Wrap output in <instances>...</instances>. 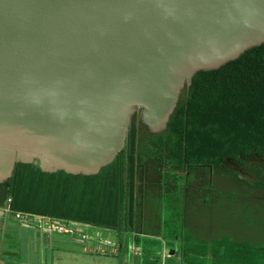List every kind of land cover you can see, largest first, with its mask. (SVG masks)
I'll list each match as a JSON object with an SVG mask.
<instances>
[{
    "label": "water",
    "instance_id": "obj_1",
    "mask_svg": "<svg viewBox=\"0 0 264 264\" xmlns=\"http://www.w3.org/2000/svg\"><path fill=\"white\" fill-rule=\"evenodd\" d=\"M263 42L264 0H0V182L98 172L133 113L161 131L195 72Z\"/></svg>",
    "mask_w": 264,
    "mask_h": 264
},
{
    "label": "trees",
    "instance_id": "obj_2",
    "mask_svg": "<svg viewBox=\"0 0 264 264\" xmlns=\"http://www.w3.org/2000/svg\"><path fill=\"white\" fill-rule=\"evenodd\" d=\"M136 117H130L123 148L94 174L14 164L0 182V205L9 199L12 210L112 230L116 249L107 254L114 257L126 251L125 240L132 235L142 264H156L152 258L156 246L162 250L160 233L151 234L141 224L164 177L179 181L168 187L180 183L184 188L192 180L207 182L203 170L218 168L264 187V42L216 69L195 72L161 131L150 132ZM166 234L160 237L174 249L172 263L264 264L262 245L221 237L208 248L190 243L183 250L174 230ZM145 237L154 241L144 252L139 240Z\"/></svg>",
    "mask_w": 264,
    "mask_h": 264
},
{
    "label": "rangeland",
    "instance_id": "obj_3",
    "mask_svg": "<svg viewBox=\"0 0 264 264\" xmlns=\"http://www.w3.org/2000/svg\"><path fill=\"white\" fill-rule=\"evenodd\" d=\"M203 174L207 182L201 183L192 180L193 178L190 176L189 181L192 180L190 186L184 188L180 183L177 184L176 188L168 187V183L171 181L174 183L179 181H173L170 176L164 177L161 181V187L154 188L155 200H151L149 204L150 208L152 207V212L143 214L142 222L144 225L141 224V228L146 229L151 234L160 233L162 237H167V230H174L175 236L184 241V244L179 245V247L183 245V250L190 243L205 244L208 248L210 243H214L215 240L221 237H231L235 240L232 236L236 238L237 242L243 241L247 244L264 246V187L259 185L250 186L218 168H212L210 171L203 170ZM197 185L198 187H196ZM7 220L13 221V218L8 215ZM84 229L101 235L102 233L107 234L106 237L114 241L116 239V234L112 230L104 232L103 228L96 226H84ZM16 230L18 233L9 238L5 237L4 240L7 239V241L1 246L2 253L7 254V257H9L6 264H20L21 262L18 255V251L21 249L19 248L20 239L16 237L20 234L25 244L26 259L31 261L32 258H35L33 250L35 245L33 246L32 243L33 236H35L33 232L39 234L41 232L40 227H23L16 228ZM56 236L60 240L67 238L68 235L57 233ZM146 238H140L139 240L144 252L149 247V243L154 241L153 239L149 241L150 238ZM161 242L162 248L165 247L167 250L171 248L168 246L169 242L164 240H161ZM69 243L70 248L68 246V249H64L63 246L58 248L62 250L61 252L51 249L45 255L43 251L41 253L42 263L117 264L114 257L108 258L102 255L98 258H91L80 253V251H76L75 247L78 250L81 249V243L78 241L75 243L69 241ZM125 244L127 248L124 252L125 256L119 264H129V258L131 259L129 257L130 237L127 236ZM92 245L94 246L93 243ZM158 247L156 246L154 249L157 256L152 258L155 263L173 264L171 258H161ZM167 250L165 253H167ZM170 250L174 251L172 248ZM44 255L46 261L43 262ZM174 264H179V262Z\"/></svg>",
    "mask_w": 264,
    "mask_h": 264
},
{
    "label": "crops",
    "instance_id": "obj_4",
    "mask_svg": "<svg viewBox=\"0 0 264 264\" xmlns=\"http://www.w3.org/2000/svg\"><path fill=\"white\" fill-rule=\"evenodd\" d=\"M16 223L17 222L14 219L12 221V220H7V217L4 219L2 217H0V264H6V262H8V260H9V257H7V254L2 253L3 251L1 249L2 244L7 241V239L4 240L5 237L9 238L10 236H14V234L16 235L18 233L16 228H23L24 227V226H20ZM105 231H107V230H105ZM33 234L35 235V236H33V239H32L33 246L35 245L33 248L34 253H35V258L34 259L32 258L31 261L26 259L25 244L23 243L22 235L20 234V235L16 236L20 239L19 248H21V249H19V251H18V255L20 256V261H21L20 264H46L44 262V261H46V259H45L46 252L48 250H51V249H55V251L61 252L62 250L58 249V248H61V246H63L64 249H68V246L70 248L69 241H71L72 243H75L76 241L81 243L80 244L81 249L78 250V248L75 247L76 251H80V253H83L86 256H89L91 258H96V257L98 258V257H101L102 255H104L105 257H108V258H113L114 256L108 255L107 253L114 252L116 249V248H111V249L107 250V253H96L99 249L100 250H104V249L96 247L97 246L96 244H94V246H93L92 242H90V243L84 242L83 243V242H80L77 238L72 237V236H67V235H65V236H67V238L59 240L58 239L59 237L56 236L57 233H55V234L54 233H46L43 230H41V232H39V234L34 233V232H33ZM131 237H132V235H131ZM131 237H130V239H131ZM232 237L235 239V241H237L234 236H232ZM157 238L160 239V241L163 240V239H161V237L159 235L157 236ZM175 238L177 240H181L180 238H177V237H175ZM229 238L231 239V237H229ZM256 245H258V244H256ZM166 250L167 249H165V247H163L162 250H160L161 258H167V257L171 258L172 257V253H165ZM43 251L45 252L44 259H43L44 263H42V260H41V255H42L41 253H43ZM139 252L140 253L142 252L140 250V247H139ZM139 252L136 254H132L131 251H129V257H131V259L129 258V261H130L129 264H142L141 254ZM75 254H78V253H75ZM120 254H121V258L119 260ZM119 256L114 257L117 261V264H119V262L122 261V259L124 258L125 255L123 252H120ZM143 264H144V262H143Z\"/></svg>",
    "mask_w": 264,
    "mask_h": 264
},
{
    "label": "built area",
    "instance_id": "obj_5",
    "mask_svg": "<svg viewBox=\"0 0 264 264\" xmlns=\"http://www.w3.org/2000/svg\"><path fill=\"white\" fill-rule=\"evenodd\" d=\"M10 215L18 225L30 228L40 227L46 233H58L76 236L80 241L93 242L101 247H113L115 245L112 239L93 231H86L83 224L78 222H65L58 219L31 214L27 212L12 210L9 206V199H6L0 205V217L3 219ZM107 230V229H104ZM106 232V231H105ZM129 250L132 254H136L139 248L133 243Z\"/></svg>",
    "mask_w": 264,
    "mask_h": 264
},
{
    "label": "clouds",
    "instance_id": "obj_6",
    "mask_svg": "<svg viewBox=\"0 0 264 264\" xmlns=\"http://www.w3.org/2000/svg\"><path fill=\"white\" fill-rule=\"evenodd\" d=\"M108 230V229H107ZM105 232V231H104ZM107 232V231H106ZM105 235H107V234H105ZM77 238V237H76ZM79 240V239H78ZM113 240V239H112ZM80 241V240H79ZM114 241V240H113ZM80 242H83V241H80ZM84 243V242H83ZM90 243V242H89ZM93 243V242H92ZM114 243H115V241H114ZM94 244V243H93ZM116 244V243H115ZM132 244V243H131ZM134 244V243H133ZM97 245V244H96ZM135 245V244H134ZM98 247H99V245H97ZM136 246V245H135ZM100 248V247H99ZM111 248H115V245L113 246V247H102V249H104V250H100V251H102L103 253H107V250H109V249H111ZM139 248V247H138ZM130 251V250H129ZM139 252V251H138Z\"/></svg>",
    "mask_w": 264,
    "mask_h": 264
},
{
    "label": "flooded vegetation",
    "instance_id": "obj_7",
    "mask_svg": "<svg viewBox=\"0 0 264 264\" xmlns=\"http://www.w3.org/2000/svg\"><path fill=\"white\" fill-rule=\"evenodd\" d=\"M133 114H135L137 117L136 118H138L140 121H141V119H140V114H139V112L137 111V112H135V113H133ZM142 122V121H141ZM129 123H130V120H129ZM129 123H128V125H129ZM147 128V127H146ZM127 130H128V126H127ZM126 134H127V131H126ZM126 137V136H125ZM124 143H125V138H124ZM123 146H124V144H123Z\"/></svg>",
    "mask_w": 264,
    "mask_h": 264
},
{
    "label": "bare ground",
    "instance_id": "obj_8",
    "mask_svg": "<svg viewBox=\"0 0 264 264\" xmlns=\"http://www.w3.org/2000/svg\"><path fill=\"white\" fill-rule=\"evenodd\" d=\"M39 229V228H38Z\"/></svg>",
    "mask_w": 264,
    "mask_h": 264
}]
</instances>
